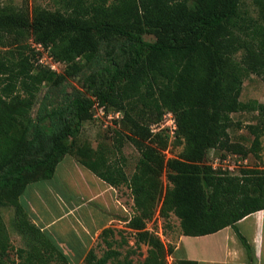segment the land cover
Segmentation results:
<instances>
[{
	"label": "trees",
	"instance_id": "1",
	"mask_svg": "<svg viewBox=\"0 0 264 264\" xmlns=\"http://www.w3.org/2000/svg\"><path fill=\"white\" fill-rule=\"evenodd\" d=\"M242 2L62 0L56 11L40 6L0 9V207L14 212L13 227L24 244L16 251L18 264H68L19 203L26 186L50 180L65 155L112 188L125 184L130 190L133 213L123 222L134 231L136 244L148 247L143 264H167L174 252L146 230L157 206L159 216L172 213L179 219L183 236L231 228L248 264H254L236 223L264 210V171L241 170L234 176L206 162L211 149L237 152L228 132L232 114L256 113L258 123L247 126L254 136L252 151L264 133V104L240 101L246 77L264 80V0H251L255 15L241 10ZM144 35L154 41H145ZM30 42L64 64L65 71L57 74L36 65ZM90 63L96 69L85 74ZM69 77H80L82 85L68 102L39 111L31 127L21 130L40 86L61 85ZM130 101L159 116L163 110L174 115L175 141L183 145L177 157L165 158L167 139L153 135L129 112ZM95 106L121 114L119 131L139 153L129 179L89 144L77 146L79 127L91 119ZM163 175L171 187L164 188ZM111 234L110 228L102 230L98 237L107 250L97 257L91 248L82 264H130L120 260L107 240ZM8 247L0 215L2 255ZM173 264L197 262L178 259Z\"/></svg>",
	"mask_w": 264,
	"mask_h": 264
},
{
	"label": "rangeland",
	"instance_id": "2",
	"mask_svg": "<svg viewBox=\"0 0 264 264\" xmlns=\"http://www.w3.org/2000/svg\"><path fill=\"white\" fill-rule=\"evenodd\" d=\"M61 2L62 0H0V9L7 7L31 9L34 6H40L50 11H56L62 9ZM241 10H245L252 15L256 14L251 0H243ZM143 39L149 42L154 41V37L151 35H144ZM29 44L31 48L35 49L36 56L33 57L32 61L36 65L44 69H50L57 74H62L65 71V65L53 62L43 48L33 42ZM100 59L102 60L101 56ZM100 62L103 65L107 64L104 60ZM89 65V68L85 70V74L96 69V63H90ZM81 85L80 77H69L61 85L57 86L52 83L42 84L35 95L29 117L21 121L20 129L30 128L35 122L39 111H49L52 108L65 105L72 91L79 89ZM240 101L243 103L257 101L260 104H264V80L255 75L246 77L243 80ZM126 105L131 114L138 115L139 120L150 127L153 135L160 134L167 139L168 145L164 151L165 158L177 157L182 151L183 145L177 144L175 141L176 125L174 115L167 110H163L161 116L152 109L142 110L138 101H130ZM120 118L121 114L119 113H115L112 110L104 112L95 106L92 108L91 119L80 125L76 142L77 146L89 144L96 153L99 152L104 157L107 165H110L111 168L121 169L127 179H129L136 170L139 153L127 141L125 135L119 131L118 122ZM231 118L233 125L228 132L230 141L236 146L237 152L230 153L211 149L208 151L207 164L215 170L229 172L234 176L239 175L241 170L264 171V133L260 134L259 145L252 151L251 143L254 136L247 130V126L258 123L256 113H235L231 115ZM44 125L49 127L48 120L44 121ZM70 142L71 140L68 139L67 143L70 144ZM162 182L164 188L171 187L165 175L162 176ZM114 190L118 201L125 205L131 216L133 213V202L130 190L125 184H120ZM158 209L159 206H157L150 219L146 221V230L155 234L167 246L171 245L176 248L177 241L181 235L179 219L172 213L167 218H163L159 216ZM0 215L6 229L9 246L4 255L0 252V262L18 264L16 251L22 248L24 244L21 236L13 227V209L11 207H0ZM125 224L123 219L116 218V222L111 223L108 227L113 230V234L110 237L108 235L107 240L113 242V249L120 252V260L126 258V261L130 262V264H143L148 247L144 244H136L134 231L128 229ZM215 243L214 240H205L200 243L191 242L189 244L190 246L206 248L207 250ZM231 246H234V244H230ZM91 248L95 250L97 257H100L107 250L106 245L99 237ZM176 260L178 258L172 254L167 258V264H173ZM68 261L70 264L83 263V260L79 263L80 260L77 259ZM54 264L66 263L56 261Z\"/></svg>",
	"mask_w": 264,
	"mask_h": 264
},
{
	"label": "crops",
	"instance_id": "3",
	"mask_svg": "<svg viewBox=\"0 0 264 264\" xmlns=\"http://www.w3.org/2000/svg\"><path fill=\"white\" fill-rule=\"evenodd\" d=\"M19 203L67 261L77 259L79 263L102 230L116 218H130L114 188L71 155L62 158L50 180L27 185ZM236 227L250 246L254 264H264V210L238 221ZM205 240L216 243L207 250L189 244ZM173 255L197 264H248L246 252L231 228L201 237L180 235Z\"/></svg>",
	"mask_w": 264,
	"mask_h": 264
},
{
	"label": "built area",
	"instance_id": "4",
	"mask_svg": "<svg viewBox=\"0 0 264 264\" xmlns=\"http://www.w3.org/2000/svg\"><path fill=\"white\" fill-rule=\"evenodd\" d=\"M101 110V109H100Z\"/></svg>",
	"mask_w": 264,
	"mask_h": 264
}]
</instances>
